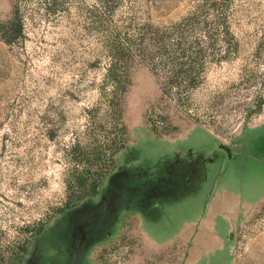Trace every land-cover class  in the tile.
Wrapping results in <instances>:
<instances>
[{"label":"rangeland","instance_id":"374dc122","mask_svg":"<svg viewBox=\"0 0 264 264\" xmlns=\"http://www.w3.org/2000/svg\"><path fill=\"white\" fill-rule=\"evenodd\" d=\"M217 4L0 0V264H264V0ZM202 7L227 56L184 102L135 59L109 107V46Z\"/></svg>","mask_w":264,"mask_h":264},{"label":"trees","instance_id":"16d2710c","mask_svg":"<svg viewBox=\"0 0 264 264\" xmlns=\"http://www.w3.org/2000/svg\"><path fill=\"white\" fill-rule=\"evenodd\" d=\"M226 1L222 0V7ZM210 6L220 7L217 0H210ZM204 11V7L192 11L169 27L147 24L141 39L109 46L111 63L106 78L112 87L109 107L116 109L121 103L130 82L128 70L135 59L149 68L160 83L163 94L176 96L179 102L186 100L189 92L203 80L207 61H221L227 56L226 50L217 47L219 38H216L220 29L226 39L229 35L223 13L217 15L213 23ZM98 154L100 151L96 156ZM79 179L77 202L99 194V182L95 180L89 185L87 178L79 176ZM27 252L24 248L23 253Z\"/></svg>","mask_w":264,"mask_h":264},{"label":"crops","instance_id":"0c3cea01","mask_svg":"<svg viewBox=\"0 0 264 264\" xmlns=\"http://www.w3.org/2000/svg\"><path fill=\"white\" fill-rule=\"evenodd\" d=\"M190 235V234H189Z\"/></svg>","mask_w":264,"mask_h":264}]
</instances>
